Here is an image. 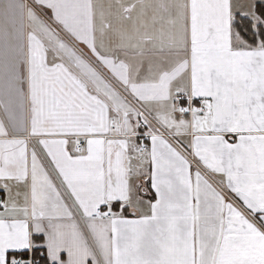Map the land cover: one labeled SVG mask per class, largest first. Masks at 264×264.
Returning a JSON list of instances; mask_svg holds the SVG:
<instances>
[{
	"label": "snow or ice",
	"instance_id": "6c2138e0",
	"mask_svg": "<svg viewBox=\"0 0 264 264\" xmlns=\"http://www.w3.org/2000/svg\"><path fill=\"white\" fill-rule=\"evenodd\" d=\"M0 264H264V0H0Z\"/></svg>",
	"mask_w": 264,
	"mask_h": 264
}]
</instances>
